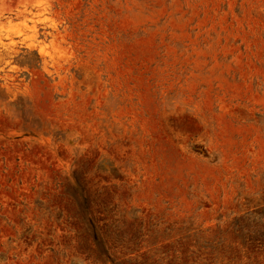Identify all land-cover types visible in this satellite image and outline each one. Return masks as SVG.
I'll return each mask as SVG.
<instances>
[{
  "label": "rangeland",
  "instance_id": "1",
  "mask_svg": "<svg viewBox=\"0 0 264 264\" xmlns=\"http://www.w3.org/2000/svg\"><path fill=\"white\" fill-rule=\"evenodd\" d=\"M0 264H264V0H0Z\"/></svg>",
  "mask_w": 264,
  "mask_h": 264
}]
</instances>
